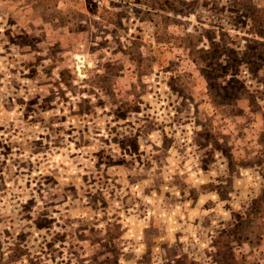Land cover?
<instances>
[{
    "label": "rangeland",
    "instance_id": "374dc122",
    "mask_svg": "<svg viewBox=\"0 0 264 264\" xmlns=\"http://www.w3.org/2000/svg\"><path fill=\"white\" fill-rule=\"evenodd\" d=\"M99 1L0 0V264H264V0Z\"/></svg>",
    "mask_w": 264,
    "mask_h": 264
},
{
    "label": "built area",
    "instance_id": "2783aa9c",
    "mask_svg": "<svg viewBox=\"0 0 264 264\" xmlns=\"http://www.w3.org/2000/svg\"><path fill=\"white\" fill-rule=\"evenodd\" d=\"M98 3H100V1L98 0Z\"/></svg>",
    "mask_w": 264,
    "mask_h": 264
},
{
    "label": "water",
    "instance_id": "95a60500",
    "mask_svg": "<svg viewBox=\"0 0 264 264\" xmlns=\"http://www.w3.org/2000/svg\"><path fill=\"white\" fill-rule=\"evenodd\" d=\"M78 58V57H77Z\"/></svg>",
    "mask_w": 264,
    "mask_h": 264
}]
</instances>
